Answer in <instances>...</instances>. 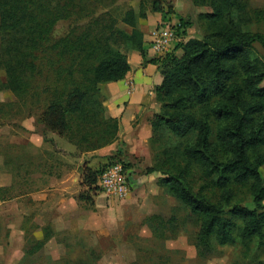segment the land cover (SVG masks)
I'll use <instances>...</instances> for the list:
<instances>
[{
  "label": "trees",
  "instance_id": "obj_1",
  "mask_svg": "<svg viewBox=\"0 0 264 264\" xmlns=\"http://www.w3.org/2000/svg\"><path fill=\"white\" fill-rule=\"evenodd\" d=\"M95 2L0 0V66L6 73V82L0 84V89L22 95L26 77L37 71L35 52L46 47L59 22L72 17L82 19L85 13H92ZM192 3L211 8V12L198 16L206 25L202 37L185 40L190 22L180 18L169 29L180 38L177 47L182 54L169 52L149 60L158 65L163 76L154 90L160 113L148 118L152 130L150 149L157 141L156 134L166 132L168 138L186 141L182 160L162 150L154 157L155 164L143 173H159L158 185L199 218L196 247L204 255L211 251V240L223 246L232 242L237 229L243 240L264 237V63L256 56L255 48L258 44L264 53V34L249 29L252 21H264V10L252 9L243 0ZM151 10L163 12L159 0H152ZM145 17L141 7L137 15L134 10L125 13L123 23L131 28L130 34L96 18L83 27L70 24L66 33L53 40L49 50L56 61L50 65L64 82L60 81V90H52L36 120V132L43 139L47 133H55L85 151L116 141L113 157L119 161L107 166L121 163L124 170L128 168L120 123L105 117L98 85L122 80L130 71L127 55L113 47L118 42L136 51L146 63L145 36L136 27L137 18ZM73 73L83 85L74 80ZM85 126L102 128L97 131L92 127L84 132ZM83 133L79 140H72ZM95 135L100 137L94 143L86 140ZM184 161L197 165L211 186L210 192L193 191L186 181L189 174L188 168L182 167ZM104 168L95 177L85 164L82 182L89 190L99 191L96 184ZM237 188L247 189L253 208L233 203ZM4 191L7 189L0 188L3 200ZM78 199L88 197L80 194ZM51 236L52 232L45 228L43 240L36 241L28 253L40 250Z\"/></svg>",
  "mask_w": 264,
  "mask_h": 264
},
{
  "label": "rangeland",
  "instance_id": "obj_2",
  "mask_svg": "<svg viewBox=\"0 0 264 264\" xmlns=\"http://www.w3.org/2000/svg\"><path fill=\"white\" fill-rule=\"evenodd\" d=\"M159 1L163 7L161 13H154L151 10L152 0H96L95 6L90 9L91 14L86 15L85 13V16L80 20H75V17H72L67 22H59L52 33L50 42L46 44V47L35 52L34 60L37 71L26 77L24 85L26 90L22 95L16 96L9 89H0V176L7 177L10 171L15 173V185L12 189L3 192L5 198L14 199L13 197L21 195V170L27 171L32 168L30 165L34 160L33 155L28 156L32 151L27 150L21 144V140H31L33 132L27 131L23 124L30 122L33 130L38 134L35 127L36 120L51 98L52 90L61 88L60 81L62 79H58L54 72L56 69L50 65L56 61V57L49 50L53 40L66 33L70 24L72 27L76 25L83 27L96 18H102V23L106 26L112 25V27L130 34L131 28L123 23V18L129 10H134L137 15L140 7L146 17L144 19L137 18L136 27L140 31L142 29L146 32L151 29L153 33L150 39H154L160 29L174 28L180 18L183 22H190V26L185 31V40L202 37L206 31V25L204 21H199L198 16L211 12L210 7L194 5L192 0ZM243 1L247 2L252 9L264 10V0ZM249 29L252 32L264 34V21H252ZM113 47L126 55L130 51L121 42H118L117 47L114 45ZM44 48L46 52L42 51ZM255 48L256 56L264 63L262 49L258 44L255 45ZM73 78L77 80L78 75L73 73ZM5 82L6 73L0 66V84ZM77 82L83 85L79 79ZM102 101H104L103 96ZM92 127L97 131L102 128L85 126L84 132ZM82 136L84 133L73 136L72 140H79ZM99 137L98 135L88 136L86 140H89V143H94L95 140H99ZM155 138L157 141L153 145V150L150 149L153 154V163L154 157L158 156L162 150L170 152L177 160H182L185 140L172 136L168 138L166 132H158ZM43 140H62L61 143L70 148L63 141L70 139L55 133H47ZM93 158L95 157L90 155L85 157L84 161L87 160V168L95 177L102 168L119 161L113 157V154L100 157L96 163H93ZM160 158L162 160L163 156L161 155ZM124 159L128 167L134 168L136 176L144 171L145 165L140 160L129 157L128 154ZM29 162H31L30 165H28ZM182 167L188 168L189 175L186 181L194 192L208 193L212 190L211 186L207 184V180L203 179L197 165L184 161ZM84 168L81 167L82 181ZM261 174L264 179V167L261 168ZM133 180V178H129V181ZM81 187L80 194H85L88 197V200H82L85 202L83 205L92 206L91 196L101 192L89 190L83 182ZM235 193L233 203L248 208L254 207L246 188H237ZM126 197L119 200H126ZM213 198L215 201L217 200L216 192H214ZM125 200L123 201L125 202ZM151 204L154 206V211L151 209L152 212L147 214L142 224L134 223V218L129 217L128 214L120 215L118 211L116 214L105 216L104 223L99 222L100 227H104L105 233H100L97 239L93 238L94 234L91 236L85 231H63L56 234L55 239H52L53 241L43 250L31 255L28 251L34 247L36 242L33 237V226H30L29 238L24 244L21 240V232L18 231V225L21 224V198H19L16 202L2 205L4 209L0 206V264H264V237L250 241L243 240L237 229L233 232L232 242L218 246L214 240H211V251L201 255L196 247L199 218L192 215L181 202L160 186L159 194ZM95 224H97V220H95ZM238 225L237 223V227Z\"/></svg>",
  "mask_w": 264,
  "mask_h": 264
},
{
  "label": "crops",
  "instance_id": "obj_3",
  "mask_svg": "<svg viewBox=\"0 0 264 264\" xmlns=\"http://www.w3.org/2000/svg\"><path fill=\"white\" fill-rule=\"evenodd\" d=\"M141 32L145 36L143 47L146 51V63L136 51L130 50L127 53L130 71L125 78L99 84L98 88L104 97L105 117L117 119L120 123L125 158L128 154L129 157L143 162L146 168L153 163L149 144L152 130L148 118L160 113L161 106L155 99L154 90L161 84L163 76L158 65L149 62L160 57L151 49L150 37L153 31L148 29L146 32L141 29ZM179 41L172 44L169 50L175 56L182 54L181 49L177 47ZM23 125L27 131H33L31 140H21V144L32 151L28 154L34 157L33 164L30 165L31 162L28 164L32 168L27 171L21 170V195L13 197L14 199L7 197L4 200L0 197V206L3 207L2 205L16 202L21 198V224L18 225V231L21 232L24 244L29 238L30 226H33V237L37 242L43 240L45 228H49L52 236L37 253L50 244L56 234L63 231H85L91 236L94 234L93 238L97 239L100 233H105L99 222L104 223L105 216L116 214L118 211L123 216L128 214L135 219L134 223L138 224H142L147 214L154 211L151 202L159 194L158 180L161 175L156 172L151 174L142 172L136 176L134 168L130 166L126 169L128 180L130 177L134 180L129 181L130 191L126 200L123 199L125 202L109 199L99 192L91 196L92 206H85L83 205L85 202L78 199L82 189L81 167H85L87 163V160L84 161L85 157L93 155L95 157L92 159L93 163H96L100 157L116 151V141L96 150L85 151L68 140L63 141L70 148L62 144V140H43V137L35 133L30 122ZM27 159L30 160L29 157ZM14 175L15 173L10 171L7 177L0 176V188L12 189L15 185Z\"/></svg>",
  "mask_w": 264,
  "mask_h": 264
},
{
  "label": "built area",
  "instance_id": "obj_4",
  "mask_svg": "<svg viewBox=\"0 0 264 264\" xmlns=\"http://www.w3.org/2000/svg\"><path fill=\"white\" fill-rule=\"evenodd\" d=\"M180 38L171 29H160L151 41V49L155 55L163 56L169 53L170 47ZM99 191L109 199H122L129 194V180L127 171L121 163H115L104 168L98 177Z\"/></svg>",
  "mask_w": 264,
  "mask_h": 264
}]
</instances>
